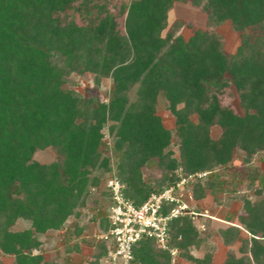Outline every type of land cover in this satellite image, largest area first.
Instances as JSON below:
<instances>
[{"label": "trees", "instance_id": "1", "mask_svg": "<svg viewBox=\"0 0 264 264\" xmlns=\"http://www.w3.org/2000/svg\"><path fill=\"white\" fill-rule=\"evenodd\" d=\"M179 1L200 7L207 28L187 38L176 26L163 33ZM111 2L0 0V252L14 256L13 264H55L31 251L40 245L39 234L81 215L77 209L110 170V158L100 151L108 122L116 176L137 205L174 183L179 168L212 175L204 187H192L195 199L207 192L217 196L225 172L215 169L227 167L236 150L244 162L264 150V0ZM224 21L240 36L232 54L223 51L215 29ZM72 72L92 73L97 82L110 77L108 102L66 87L64 77ZM228 90L237 96L239 111L225 102ZM159 93L174 116V132L156 114ZM213 126L220 129L216 138ZM48 146L54 160L32 158ZM247 177L262 194L264 171L251 168ZM104 196V209L91 217L102 230L108 225V189ZM225 219L229 224L220 235L227 244L239 241L240 255L228 252L223 264H264V198H243L238 224L230 215ZM19 220L28 226L15 228ZM168 232L170 246L178 249L176 264L182 258L215 264L212 251L190 253L207 238L189 216L172 219ZM74 234L68 230L65 239ZM106 250L98 242L94 260ZM131 264H170V253L143 238Z\"/></svg>", "mask_w": 264, "mask_h": 264}, {"label": "rangeland", "instance_id": "2", "mask_svg": "<svg viewBox=\"0 0 264 264\" xmlns=\"http://www.w3.org/2000/svg\"><path fill=\"white\" fill-rule=\"evenodd\" d=\"M130 0H112V5L115 2L127 3ZM118 6V5H117ZM167 27L163 33L172 26H176V32L180 33L184 38L189 37L192 32L197 29H206V14L200 7H195L190 3L175 2L169 10ZM217 32L222 36V49L226 53L232 54L235 52L240 43V36L236 32L229 21H224L215 27ZM65 86L75 90L81 95H96L99 100L108 102L112 93V79L110 77H100L97 82L95 75L92 73L79 74L72 72L64 77ZM130 99L135 98V88L129 92ZM225 102L230 103L236 110L239 111L238 98L235 93L228 90L225 94ZM156 114L161 117L164 126L174 132V116L168 109V102L162 93L158 94L156 101ZM195 115L192 119L195 120ZM106 124L103 129L104 136L101 140L100 151L110 158V170L101 175V181L98 186L91 188L85 199V205L78 208L80 216L71 215L60 229H51L43 234H39L40 245L38 248L32 249V254H41L45 260L53 261L55 264H93L94 253L98 241L95 237L102 228L97 221L91 219L93 213L98 209H104L105 196L104 192L107 189L106 182L112 172H116V159L113 151V139L108 132ZM220 129L218 126L211 127V136L218 137ZM171 148L174 156L178 157V147L174 138L172 139ZM56 153L51 146L37 149L33 154V159L42 163H48L54 160ZM257 168L264 171V150L252 157L250 162H244V153L241 150H236L230 164L221 169H215L216 172L224 173L221 191L217 196L207 192L206 196L201 199H195L191 207L203 216H199L197 221L205 223L204 230H201L202 236H206V243L200 248H191L190 253L193 256H201L205 251L213 252V262L215 264H223V261L228 252L235 255H240L238 248L239 241L225 243L220 235V229L227 226L226 216L230 215L231 223L238 224L239 216L243 213V198L252 200L264 198V192L257 194L255 189L258 183L252 184L247 177V170ZM181 169V168H179ZM178 170V169H177ZM182 170V169H181ZM97 171L94 172L96 174ZM116 174V173H115ZM147 179V178H145ZM212 180V175L209 174L198 185L204 187L205 184ZM264 185V184H263ZM28 226L24 220H19L16 224L17 229H23ZM81 228L79 231L76 229ZM75 233L71 238L65 239L67 231ZM74 230V231H73ZM241 236L245 237L246 233L242 231ZM75 245L77 246L75 248ZM69 246L70 248H67ZM0 261L3 264H13L14 256L3 254L0 252ZM179 264H192L190 261L182 258Z\"/></svg>", "mask_w": 264, "mask_h": 264}, {"label": "built area", "instance_id": "3", "mask_svg": "<svg viewBox=\"0 0 264 264\" xmlns=\"http://www.w3.org/2000/svg\"><path fill=\"white\" fill-rule=\"evenodd\" d=\"M209 171L184 173L177 170L178 179L159 191H152L139 205L124 194L123 183L113 171L106 182L111 203L107 209L108 225L95 235L107 250L93 264H131L133 249L143 238L154 239L158 248L170 253V264L177 263L178 249L169 244V222L189 216L201 231L205 225L197 221L202 213L192 207L195 198L192 187L202 182Z\"/></svg>", "mask_w": 264, "mask_h": 264}]
</instances>
